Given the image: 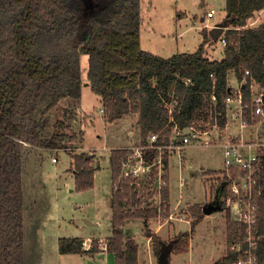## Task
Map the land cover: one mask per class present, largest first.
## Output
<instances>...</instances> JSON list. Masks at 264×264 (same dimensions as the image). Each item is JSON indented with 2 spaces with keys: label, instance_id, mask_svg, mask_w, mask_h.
<instances>
[{
  "label": "trees",
  "instance_id": "1",
  "mask_svg": "<svg viewBox=\"0 0 264 264\" xmlns=\"http://www.w3.org/2000/svg\"><path fill=\"white\" fill-rule=\"evenodd\" d=\"M225 2L223 19L228 28L222 35L226 38L224 56L210 59L204 54V45L210 40L207 32L192 52L161 57L143 50L139 39V0H94L91 11L83 0H0V264H24L20 141L38 148H61L67 134L56 128L47 131L46 117L35 119L34 112L42 103L41 113H46L63 98L78 100L82 95L79 54L87 56L89 86L101 97L108 120L138 112L143 142L150 132L163 128L170 131L172 124H167L168 110L164 108L167 99L176 102L173 123L180 128L205 123L207 110L220 112L216 124L224 127V100L233 95L227 82L230 69L238 79H245L241 86L243 104L250 101L251 77L264 89V22L254 28L244 27L247 18L264 7V0ZM212 95L215 106L211 105ZM248 111L246 108L245 117ZM57 124L63 125V121ZM129 152L126 148H114L110 153L113 231L107 247L114 254V264H137V244L131 238L125 239L122 223L134 217L148 219L157 210L140 207L135 185L130 178H120L121 160ZM86 155L72 156L77 191L94 186L95 168ZM163 161L167 168V156ZM258 175L264 179V165ZM227 185L224 177L219 183V195L223 198L221 206L226 209L227 248L224 256L211 264H235L247 255L246 226L229 215ZM161 199L159 213L166 217L168 186L162 188ZM256 203L258 217L251 232L258 239L250 250L256 256L255 264H264V183ZM126 205L137 208L134 212L124 210ZM191 210L194 218L190 230L179 233L174 244L188 243L195 225L203 219L201 206L193 205ZM145 235L153 240L154 253L158 255L160 236L149 231ZM82 242V237L63 236L58 240V251H97L96 240L92 239L87 249ZM237 242L239 250L232 248Z\"/></svg>",
  "mask_w": 264,
  "mask_h": 264
},
{
  "label": "rangeland",
  "instance_id": "2",
  "mask_svg": "<svg viewBox=\"0 0 264 264\" xmlns=\"http://www.w3.org/2000/svg\"><path fill=\"white\" fill-rule=\"evenodd\" d=\"M117 1L120 2L121 0ZM83 2L89 11L93 9L94 0H83ZM205 2L207 4L202 7V0H139L141 22L139 37L142 49L151 51L161 57L183 52L184 50L188 52L194 51L199 46L198 42L202 36V26L200 24L203 21H199V18L206 14L203 8L214 10L212 21L224 16L223 0H205ZM108 12L107 17H110L111 11ZM211 12L209 11L208 13L212 14ZM183 28H186V33L180 38L178 34ZM79 59L80 77L83 83L81 88L82 95L78 100L63 98L59 104L46 111V113H41L44 106V103H42L34 112L35 119L41 120L46 117L48 121L47 131L56 128L67 134L61 148L52 150L44 147L38 148L27 141H22L24 264H110L104 258L102 259L100 256L97 257L90 253L81 255L73 253L60 254L58 251V240L63 238V236L84 237L82 243L85 249L91 246L92 239L96 240L99 248L97 251H99L101 248V240L99 239L101 237H95L94 235H99V233L101 235L111 234L113 223L108 216L110 214V201L112 202L109 194L110 192L112 194L113 188L111 189L109 179L108 152L111 147L114 148L116 141L122 145L126 144L125 140H116V136L125 137L122 127L126 129H132L133 127L135 133H138L136 115H125L124 126L120 122L119 125L110 128V132H107V111H100L102 106L101 97L91 91L86 76L88 66L86 54H79ZM167 103L170 105L174 101L167 99L165 104ZM131 113L132 111L128 114ZM60 121H63V125L59 126L57 122ZM106 134H109L115 140L111 141V143L108 142ZM79 153H86L90 164L94 168H99L100 165V168L94 175V186L91 189L77 191L74 184L72 156ZM184 153L187 157H191L192 160H187L183 169V173L187 172L189 176L191 174L187 178L188 185L187 188H184L183 194L186 197L189 196L192 200H205V198L201 199L205 186L208 189L210 185L211 192L214 194L219 182L226 176L220 172L212 171L213 174L211 173L212 175L209 174L210 176L206 177L207 184L204 186L202 179L205 176L201 178L198 172L201 171V166L212 170L222 168V165H224V162H222L224 156L222 144L215 142L211 146H204L202 149L186 147V151L185 149L182 151L183 155ZM53 157L56 158L55 161L52 160ZM98 162L99 165H97ZM190 163L192 165H188ZM177 174V156L174 155L170 159V175L174 189L179 183ZM73 188L74 190H72ZM146 188L147 185L144 184L143 190ZM193 205L200 206L197 203L180 206L173 213L174 218L167 223L164 219L159 221L154 218L156 214L160 215L158 210H156L152 218L150 217L151 219L148 218L149 223H144L143 220H134L140 222L126 221L123 236L125 234V239H128L131 238L129 235L134 234L140 243L142 235L147 236L145 234L149 231L159 235L162 242L168 243L171 239L176 241L179 233L190 230V224L189 222H176L177 230H174V223L180 218H190V208ZM125 207L124 210L132 212L137 208L136 206L132 208ZM169 210L167 211L168 214ZM216 213L219 214V211H216ZM168 214L166 217H168ZM211 216L213 215H209L208 218L195 225L191 233L193 240L190 243L199 262L211 252L209 264L211 261L224 256L228 237V233H225L226 228L223 225L226 222L225 211L223 219H220L222 225L220 228L216 227L214 233L212 232V236L209 231L215 221H213ZM230 217L236 222L232 215ZM87 221H90V223H87ZM156 226H160L159 234L154 232ZM88 236L90 237L89 239L85 238ZM190 238L191 236L188 239V243L181 242L179 245L173 243L170 249V257H176V254L187 251ZM151 242L153 248L152 239ZM152 250L154 252V249ZM183 257L181 256L180 260ZM174 262L175 264H181L178 259ZM202 263H204V260Z\"/></svg>",
  "mask_w": 264,
  "mask_h": 264
},
{
  "label": "built area",
  "instance_id": "3",
  "mask_svg": "<svg viewBox=\"0 0 264 264\" xmlns=\"http://www.w3.org/2000/svg\"><path fill=\"white\" fill-rule=\"evenodd\" d=\"M208 15H210V13H208ZM245 25H248V23ZM221 41L224 45L226 44L225 37L221 36ZM244 72L251 75L248 69H245ZM211 77L214 78V73H211ZM248 85L250 90V101L248 105L242 104L240 106L242 122L244 124H256V122H258L263 125L264 130V90L258 87V82L252 77ZM232 96L233 95L227 96L224 100L226 110L227 104L231 101ZM241 96L242 92L239 94L240 99ZM175 103L174 101V103L170 105L169 103L164 104V108L168 110L167 124H172L169 127V132H165V128L150 132L144 142L141 137H138L130 146L124 147L130 152L121 160L122 167L120 178H130L132 184L136 187L138 199L141 195L150 191L158 193L161 196L162 188L168 186V181L165 176L166 164L163 161L165 156L168 158L171 153H176L181 165V153L188 146L187 144L193 140H199L200 134L206 130V128L220 127L216 124V117L220 115V112L216 110L213 112L206 111L208 117H206V121L203 124L197 123L196 126L187 125L184 128L178 127L173 123V108ZM211 105H216L214 95L211 97ZM246 108H249V111L248 115L245 117L244 112ZM100 111H105L104 107H101ZM210 120H212L213 123H210ZM20 142L23 145V142ZM223 144V162L225 166L222 174L229 180L227 185V196L231 200L229 213L237 223L242 222L245 224V231L247 233L245 238V241L248 243L247 255L246 257L240 258L235 264H255L256 256L250 249L255 245L258 238L253 237L251 229L258 217L256 197L262 192L264 183V179H262L258 173L264 165V156L254 149L255 147L257 149V147L263 145L264 142L258 140L243 141L241 138H233L227 140ZM52 160L55 161L56 158L53 157ZM233 168L237 170L235 175L232 172ZM144 184L147 185L145 190H143ZM159 211L160 207L158 213ZM232 248L239 250L240 242L236 243Z\"/></svg>",
  "mask_w": 264,
  "mask_h": 264
},
{
  "label": "crops",
  "instance_id": "4",
  "mask_svg": "<svg viewBox=\"0 0 264 264\" xmlns=\"http://www.w3.org/2000/svg\"><path fill=\"white\" fill-rule=\"evenodd\" d=\"M223 2H224V15H225V4H226V2H225V0H223ZM205 4H207V2H205V0L203 2V0H202V3H201L202 7H204L203 5H205ZM203 9L206 11L205 12L206 14L204 16L203 15L200 16V18H199V21L200 20L203 21V23L200 24V26H202V29H201L202 36H201V40L198 42L199 45L201 44V42L203 40V38H202L203 33L204 32L208 33L212 27H214L218 22L223 21V18H224V16H223L222 18H219L218 20L212 21L211 19L214 17V13H215L214 10L211 8H208V9L203 8ZM209 11H212L211 12L212 14L208 15ZM263 22H264V7L261 9L255 10L253 12V14L247 18L246 24L248 23V25H245L244 27L245 28L246 27L254 28L255 26H259ZM226 28H228V26L225 27L221 31V33L218 36V39H216V40L211 38L209 33H208L210 40H208V42L204 45V54L206 56H208L210 59H219L222 56H224L223 54H224V49H225L226 44L224 45L222 43L220 37L223 35V32L225 31ZM185 33H186V28H183V30L178 34V36H180V38H182ZM139 39H140V37H139ZM140 43H141V39H140ZM177 53H180V52H177ZM173 54H175V53H173ZM227 73H228L227 74L228 86H229V88H231L233 90V96H232L231 101L227 104L226 123H225L224 127L206 128V130H204L200 134V139L191 141L189 144H187L188 145L187 148L194 147V148L202 149L204 146H211L215 142L222 144V148H223L224 147L223 143L226 142L227 140L233 139V138H237V139L241 138L243 141H251V140L257 141L258 140V141L264 142L263 125H261L258 122H256V124H248V123L244 124L242 122V116L240 113V109H241L240 106L243 103L239 97V94L242 92L241 86L243 85L245 79H242V80L238 79V77L236 76V73H234V70H232V69L228 70ZM243 75H244V77L246 76L245 73ZM258 87L260 89L264 90L260 85ZM101 107H103V106H101ZM125 115H129V116L136 115V117H137V128L136 129H138L137 130L138 133H135L133 127H132V129L131 128L126 129L125 127L124 128L122 127L125 137L116 136V140H125L126 144L122 145L116 141V145L114 146V148H124V147L130 146L133 141H136L138 137H141L140 136V128L138 125V120H139V113L138 112H132L131 114L126 113V114L122 115L121 117L114 118V120L106 121V124H108V128H106L107 132H110L111 131L110 128H114L116 125H119L120 122H122V126H124V116ZM201 122H199V124ZM106 140H108V142L111 143V141H114L115 138H113L112 136H109V134H106ZM114 148L111 147V149L108 152V155H109L108 156V165H109V169H110V177H109L110 183H111L110 153H111V150ZM254 150L258 151L260 154H262L264 156V144L257 147V149L255 147ZM185 151H186V148H185ZM174 155L177 156V163H178L177 181L179 182L177 184V186L175 187V189H174V186L172 184L171 175H170V159ZM187 160H192V159H191V157H187L185 155V153H184V155L181 153V163H182L181 165L179 163V157L176 153H171L167 158L168 166L166 168L165 176H166V180L168 181V199H169L168 208L170 210H169V216L168 217H161L159 214H156L154 216V218H157L159 221H160V219H164L166 223L170 222V220L174 218L173 213L182 205L187 206V205H192V204L197 203V204H200L201 207H203L206 203L213 201L215 199L214 197L219 192V186H217L214 194L211 192L210 185H209L208 189H206L205 184H207V181L205 179H206V177H209L210 175L213 174L212 171H214V172L217 171V172L222 173L225 164L222 165V168L218 169V170H212L210 168L205 169L204 166H201V171L198 172V174L201 178L205 176V178L202 179L204 186H205V191L201 197V199L205 198V200H202V201L201 200H192V198H190L189 196H187V197L184 196L183 190H184V188H187V185H188L187 178L191 176V174L189 176V174L187 172L183 173V169L186 166ZM222 160H223V158H222ZM97 165H99V162L97 163ZM188 165H192V163H190ZM99 168H100V165H99ZM99 168H95L94 175L97 173ZM236 171L237 170H234V168L232 169V172L234 175H235ZM228 182H229V180H228ZM112 188H113V183H111V189ZM72 190H74V188ZM110 195H111V192L109 194V197H110ZM139 199L143 203L142 207H145V208H151L152 207V208L159 210V207L161 206L160 204L162 203L161 196L158 193H155L153 191H150V192L146 193L145 195L144 194L141 195L139 197ZM222 200H223V198H221V201ZM110 204H111L110 214H109L108 218H110V220L113 223V218H111L112 217V202L111 201H110ZM125 208H132V207L127 205ZM190 210H191V208H190ZM216 211H219V214L216 213ZM216 211H212L211 213H208V214L205 213L203 215L204 216L203 219L201 220V221H203L205 218H208L209 215H213L211 217H213L212 219H213V221H215L214 222L215 224L212 225V229L209 228V229H211L209 231L211 233V236L213 235L216 227L220 228V226L222 225V223L220 222V219L221 218L223 219L224 211L226 213L225 208H222L221 210H216ZM191 212H192V210L190 211V214H191L190 218H187V219L177 218L179 220L175 221L174 226H173L175 228L174 230H177L176 226H175L176 222H180V221L186 222V223L189 222V224H190V221L194 218L192 216ZM151 218H149V219H151ZM149 219H146L145 217H134L133 219L128 218L121 225L122 232L124 231V233H125L124 228L126 226L125 225L126 221L143 220L144 223H147V222L149 223ZM224 219H225V217H224ZM201 221H199V222H201ZM134 222H140V221H134ZM87 223H90V221H87ZM223 225H224V228H226V222H224ZM159 229H160V226H156L154 229V232L159 234V232H158V231H160ZM111 231H113L112 226H111ZM225 233H226V230H225ZM111 234H112V232H111ZM111 234L101 235L99 233V235H97V234L94 235L95 237H101L99 239V240H101L100 241L101 242V245H100L101 248L99 251H96V252L90 253V254H93L97 257L100 256L102 259L104 258V260L106 262L108 261V262H110V264H114V254H112V252H110L107 249V241H108V238L110 237ZM139 234L141 235V233H139ZM124 236H125V234H124ZM129 236H131V239L135 240V242L137 243V252H136L137 253V264H159L158 263V255H156L152 250L153 248H152V242H151L150 237L142 235V237H141L142 239L139 243L136 235L133 234V235H129ZM192 237H193V235H191V238L189 240V245H188L187 251L180 252L176 255L174 254L176 257H172V256L169 257L170 264H175L174 261L176 259H178L181 262V264L183 262H184V264H209V260L211 259V255H210L211 252L208 255H206L201 260V262H199V260L196 259L195 252H193V249L190 246V243L193 240ZM85 238L89 239L90 237L88 236ZM214 245L216 246V244H214ZM86 253H88V252H81V254H86ZM181 256H184V257H183V259L180 260ZM218 259H220V258H218ZM203 260H204V263H202ZM216 260L211 261V263H213Z\"/></svg>",
  "mask_w": 264,
  "mask_h": 264
},
{
  "label": "water",
  "instance_id": "5",
  "mask_svg": "<svg viewBox=\"0 0 264 264\" xmlns=\"http://www.w3.org/2000/svg\"><path fill=\"white\" fill-rule=\"evenodd\" d=\"M227 27V20L218 22L214 27H212L209 30V35L211 38L213 39H218L219 34L221 33V31ZM263 99H264V94H263ZM21 148H23V146L21 145ZM88 157V156H87ZM215 199L211 202L206 203L203 207H202V212L203 214H208L211 213L212 211H216V210H221L222 206H221V198L219 195V192L216 194V196L214 197ZM175 242V239H171L170 242L165 243L162 242L161 246L158 250V263L159 264H170V249L173 246V243Z\"/></svg>",
  "mask_w": 264,
  "mask_h": 264
}]
</instances>
